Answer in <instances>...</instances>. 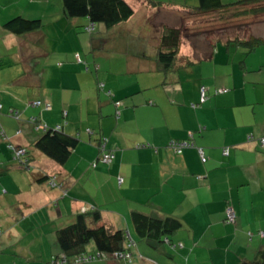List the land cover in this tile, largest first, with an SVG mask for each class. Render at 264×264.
I'll use <instances>...</instances> for the list:
<instances>
[{"label":"crops","instance_id":"obj_1","mask_svg":"<svg viewBox=\"0 0 264 264\" xmlns=\"http://www.w3.org/2000/svg\"><path fill=\"white\" fill-rule=\"evenodd\" d=\"M126 1L135 11L130 20L89 33L88 19H68L59 0H0V127L31 161L21 165L0 136V264H54L61 254L57 231L92 210L128 232L133 256L84 264H245L264 250L261 46L247 53L235 42H219L203 58V44L182 43L166 73L157 53L162 29L172 25L159 14L181 18L199 0H153L156 7L150 0ZM19 16L41 19L43 26L20 35L6 29ZM138 39L144 42L135 47ZM202 86L209 95L203 104ZM32 118L79 139L65 164L34 148L42 130ZM190 134L206 163L197 148L177 155L168 147ZM100 138L115 157L94 168ZM44 177H56L63 189L39 181ZM229 205L235 223L226 221ZM133 211L176 217L183 226L153 246L135 231Z\"/></svg>","mask_w":264,"mask_h":264},{"label":"trees","instance_id":"obj_2","mask_svg":"<svg viewBox=\"0 0 264 264\" xmlns=\"http://www.w3.org/2000/svg\"><path fill=\"white\" fill-rule=\"evenodd\" d=\"M150 1L154 7L159 5L156 1ZM61 2L68 19H88L85 30L89 32L87 28L90 26H94L95 29L89 33H94L98 25L112 29L130 20L135 13L132 5L126 0H61ZM187 9L190 15L210 16L214 27L209 30L195 29V31H191L187 30L184 25H181V27L165 26L162 29L157 61L166 73L177 64L184 38L191 41L197 40V42L203 44L201 46V44L191 42L195 49L201 46L204 51L201 55L203 58H210L219 42H235L243 46L247 53H251L264 45V38L251 32V27L264 17V0H234L230 3H224L223 0H199L198 6L187 7ZM42 26L41 19H26L21 16L10 20L5 25L6 29L18 35L37 31ZM188 63H191V61H188ZM208 98L209 95L207 94V100ZM200 103L203 104L201 94ZM193 107H197V105H193ZM187 140L194 144V147L191 148H197L191 134ZM102 143H106L107 146V139H99L100 155L102 154ZM78 144L79 139L65 133L62 128L48 127L45 131H42V135L34 143V148L62 165L69 160ZM23 149L26 151V155L22 158V163L24 166L29 167L31 161L27 156V150ZM197 149L199 150V148ZM53 178L44 177L39 181H46L49 184ZM54 182L58 186L53 188L63 189V185L58 179ZM49 186L51 185L49 184ZM131 220L139 237L146 239L153 246L168 240L183 226L182 221L176 217H161L141 211H133ZM56 235L61 254L55 260L65 258L69 264H74L73 261L83 254H101L106 258L122 260V258H115V254L129 253L132 255L131 249L134 245L125 229H117L104 223L100 212L97 210L77 215L72 224L60 228ZM90 244H94V251H87ZM128 261L130 262V260ZM245 264H264V250L258 255L256 261Z\"/></svg>","mask_w":264,"mask_h":264},{"label":"built area","instance_id":"obj_3","mask_svg":"<svg viewBox=\"0 0 264 264\" xmlns=\"http://www.w3.org/2000/svg\"><path fill=\"white\" fill-rule=\"evenodd\" d=\"M87 30L89 32H93L95 29H94V26H90L89 28H87ZM75 59L78 63H82L85 65V69L86 71H90V67L87 65V63L82 59L81 55L79 53L75 54ZM105 85L104 83H99V88L100 89H104ZM207 91L208 89L206 87H202L201 89V101L202 102H205L207 100ZM226 90H219V92H225ZM107 95L111 96L112 93L111 91L107 92ZM35 106L37 107H40L42 105H44L45 109L47 110H50L51 109V104L49 103H46V104H43L41 101H37L35 104ZM121 105V102L118 101L116 102V106H120ZM10 115L15 117V118H19V112L18 111H15V110H12L10 112ZM120 115V112L117 113V116ZM31 123L35 124V128L37 130H42V131H45L48 127L45 126V125H42L40 123H37V120L35 118H32L30 120ZM56 128H61V127H56ZM0 136L3 137L4 140H6L8 142V148L9 150L11 151V153L13 154L14 158L18 159L19 162L21 163V165H23L22 163V158H24V156L26 155V151L23 149V148H19L17 146H15L13 143L9 142L8 138L6 137V134L5 132L3 131V129L0 127ZM253 139V136H250L249 137V140H252ZM261 143H262V146L264 147V137L261 139ZM138 147H150V145H143V146H138ZM168 147L177 155H180L183 153V151L185 149H188V148H191V147H194V144H192L190 141L188 140H183V141H178V140H173L171 141L169 144H168ZM101 150H102V154L100 155L98 161H95L92 166L95 168L98 163H103V164H110L115 155L113 152L111 151H108L107 150V146H106V143H102L101 144ZM199 154L202 158V162H206L207 161V158L205 157V154H204V151L202 149H199ZM224 154L228 155L229 154V148H225L224 149ZM57 178L54 177L52 181L49 182V184L52 186V187H56L58 186L54 180H56ZM123 179L120 178V183H122ZM226 214H227V217H226V221L228 223H235L236 222V219H237V215H236V212L233 208V206L229 205L226 209ZM1 234V232H0ZM254 236L253 233H249V237L250 239H252ZM260 236L262 238H264V232H260ZM115 258H122V259H128L130 260L131 262V259H132V255L129 254V253H125V254H121V253H117L115 254L114 256ZM99 259H106V257H103L101 254H96V255H90V254H83L79 257H77L73 263L74 264H84V263H90V262H94V261H97ZM54 264H69V262L65 259V258H61L59 260H55L53 262Z\"/></svg>","mask_w":264,"mask_h":264},{"label":"rangeland","instance_id":"obj_4","mask_svg":"<svg viewBox=\"0 0 264 264\" xmlns=\"http://www.w3.org/2000/svg\"><path fill=\"white\" fill-rule=\"evenodd\" d=\"M59 1H61V0H59ZM233 1L234 0H223L224 3H230ZM180 14H181V18L180 17L178 18V16L172 15V13H169L167 11H162L161 14H159V15H160L161 20H164L165 22H169V24H171L172 27H174V26H176V27L180 26L181 27V25H184L185 27H187V30L189 29L191 31L192 30L195 31V29H197V30H203V29L209 30V29H212V27H214L212 25V19L210 16L190 15V13L188 11L180 13ZM132 31L135 32V29H133ZM121 32L127 33L128 31L121 30ZM232 32H233V30H232ZM251 32L256 36L264 38V17L259 22L255 23L251 27ZM143 42L144 41H140L138 39L132 43L135 47H137L138 44L139 45L143 44ZM191 42H194L195 44H201V42H197V40L191 41V40H187L185 38L182 40V43L185 45H190L189 43H191ZM191 45H192V43H191ZM181 48H182V46H181ZM257 55H259V56L264 55V45L261 46V49L257 53ZM0 96H2V95L0 94ZM0 103H2V101H0ZM13 120L15 122H17L16 119H13Z\"/></svg>","mask_w":264,"mask_h":264}]
</instances>
